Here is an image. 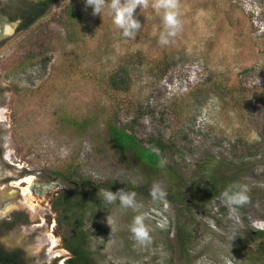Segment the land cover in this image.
I'll return each instance as SVG.
<instances>
[{
	"label": "rangeland",
	"instance_id": "rangeland-1",
	"mask_svg": "<svg viewBox=\"0 0 264 264\" xmlns=\"http://www.w3.org/2000/svg\"><path fill=\"white\" fill-rule=\"evenodd\" d=\"M8 1L0 0V11ZM154 2L137 7L141 28L132 39L122 37L107 7L93 15L85 0H57L28 29L10 25L0 38L7 148L0 247L21 250L28 264H67L66 231L51 203L81 179L134 191L147 213L152 243L142 247L128 230L137 213L105 203V190L85 189L99 264H264L252 252L257 242H240L264 231V0H176L182 29L167 46L158 43L162 10ZM169 53L174 63L157 66ZM108 119L142 145L154 137L169 146L163 161L179 175L184 198L173 196L167 174L130 151L118 154ZM8 180L18 193L8 192ZM194 183L202 187L197 196L188 190ZM233 183L250 190L249 203L234 212L219 199ZM153 185L166 192L163 200L152 201Z\"/></svg>",
	"mask_w": 264,
	"mask_h": 264
},
{
	"label": "trees",
	"instance_id": "trees-1",
	"mask_svg": "<svg viewBox=\"0 0 264 264\" xmlns=\"http://www.w3.org/2000/svg\"><path fill=\"white\" fill-rule=\"evenodd\" d=\"M50 4L51 1L49 0H38V4H35L32 10H29L30 12L28 15L30 16L31 14H35L33 12H37V16L29 20L28 23H20L18 26V28L20 27L19 30L30 27L32 22L36 20L38 16L40 17L42 14L46 13ZM133 15L136 19V9L134 10ZM169 54H166L162 58L157 59L156 65L159 66L162 64L163 66L168 67L167 64L170 61L174 63L175 55L173 53ZM77 70H79L80 74L84 72V69H82L81 67ZM86 74H89V71H87ZM107 128L111 143L122 158L125 157L126 153H128L129 151L136 154L140 161H142V163L144 162L145 164L149 165V167H152L154 171L167 174V176L171 180L169 181L173 182L174 185L177 186V191L174 190L173 196L176 197V199L184 198V194H186V192L185 190L180 191L179 189V175L176 173L174 168H172L170 165L165 164L163 161V154L166 152L169 146L166 145V143L162 139L152 137L147 142L148 146H146L142 145V141H139L135 136L127 133L124 128L116 126L110 119L107 120ZM161 162H163V164H161ZM199 166L202 167L203 165L201 164ZM57 174L63 176V174H61L60 172ZM91 180H79V188H71L69 190L61 191V193L53 198L51 203L53 211L57 214L58 227L66 231L65 235L62 238V243L63 247L67 249L71 255L66 261L67 264L100 263L95 259L94 254L90 250L89 232L88 227L85 224V220L87 218H89V221L90 219L93 220V217H88L87 212L91 210L93 215L94 204H84L83 196L86 195L85 189L100 193L101 190L111 189L112 186L97 183ZM217 183H219L218 180L214 179L213 186L210 189L211 192L215 193L217 191ZM192 185L193 190L189 188L188 190L195 196H197L199 193H201L202 187L199 184L196 185V183ZM20 216L23 218L24 222L28 220L27 215L20 214ZM14 223L15 219L10 221L8 225L9 228H13ZM247 235V239L240 242H246L247 244H249V246H253L252 242H257L258 244L256 245V249L252 252L256 254L255 256H260L259 259L264 258V231L255 230L254 233L250 232ZM251 243L252 245H250ZM250 256V253L246 254V257L249 259ZM251 258L254 259V257ZM27 260L23 259L21 250L7 251L0 247V264H28Z\"/></svg>",
	"mask_w": 264,
	"mask_h": 264
},
{
	"label": "clouds",
	"instance_id": "clouds-1",
	"mask_svg": "<svg viewBox=\"0 0 264 264\" xmlns=\"http://www.w3.org/2000/svg\"><path fill=\"white\" fill-rule=\"evenodd\" d=\"M85 4L86 6H91L93 15H101L102 10L107 7L108 13L112 17V23L120 30L124 38H135L136 33L141 28L140 22L134 18L133 13L137 7L142 8L145 6V0H85ZM152 7L162 10L163 30L159 35L158 43L162 46H167L173 42L182 29L177 2L176 0H155ZM249 191L247 184L233 183L220 193L219 199L230 211L234 212L249 203ZM149 196L155 202L163 200L166 197V192L159 185H153ZM102 197L107 204L118 201L122 209L131 208L137 213L133 216L128 229L131 233V238L142 247L152 243L150 230L145 224L147 213L141 211L143 206L137 202L134 191L121 189L112 192L105 190L102 192Z\"/></svg>",
	"mask_w": 264,
	"mask_h": 264
},
{
	"label": "flooded vegetation",
	"instance_id": "flooded-vegetation-1",
	"mask_svg": "<svg viewBox=\"0 0 264 264\" xmlns=\"http://www.w3.org/2000/svg\"><path fill=\"white\" fill-rule=\"evenodd\" d=\"M49 1H51V4H53L54 2H57V0H49ZM35 4H38V0H11V1H8V3H6V6H7L6 10L3 12L0 11V38L2 37L3 34L5 35L6 30L10 29V27H11L10 25H14L15 30L16 29L19 30L20 27L18 28V26L20 23H28L29 20L33 19V17H36L37 12H33L35 14H31L30 16H28L29 12H30L29 10H32V8L34 7ZM9 8L12 11H10ZM7 10H8V12H7ZM43 15L44 14H42L40 17L38 16L36 18V20H34L32 22V24H35V22L37 20H39ZM28 28H26V29H28ZM20 30H24V29H20ZM2 113H4L3 110H2ZM0 114H1V112H0ZM5 121L6 120H3V117H2V119H0V122H1L0 123V160L3 164L7 163V158L4 156L5 152H7V148H6V145L4 144L5 137H4L2 129H1V125H4ZM8 182L10 183L9 180L7 182H4V183H7V185H8V192L11 194L12 193H18V187L14 186V185H10Z\"/></svg>",
	"mask_w": 264,
	"mask_h": 264
},
{
	"label": "bare ground",
	"instance_id": "bare-ground-1",
	"mask_svg": "<svg viewBox=\"0 0 264 264\" xmlns=\"http://www.w3.org/2000/svg\"><path fill=\"white\" fill-rule=\"evenodd\" d=\"M29 181V182H28ZM17 182V181H16ZM22 182H24L25 184H28V183H30L31 182V179L30 178H26L25 180H23ZM21 182V183H22ZM17 183H20V182H17ZM19 184H17V186H18ZM22 190H23V192H25V194L28 192V188L27 187H24V188H22ZM51 244L53 245L52 247H55V241H52L51 242ZM58 245V244H57Z\"/></svg>",
	"mask_w": 264,
	"mask_h": 264
}]
</instances>
